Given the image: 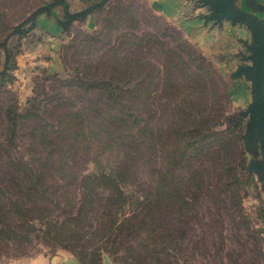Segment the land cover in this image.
Returning a JSON list of instances; mask_svg holds the SVG:
<instances>
[{"label":"rangeland","instance_id":"1","mask_svg":"<svg viewBox=\"0 0 264 264\" xmlns=\"http://www.w3.org/2000/svg\"><path fill=\"white\" fill-rule=\"evenodd\" d=\"M66 1L74 14L101 0ZM52 2L0 0V264H264L251 83L231 77L250 33L205 25L201 0L177 18L109 0L68 28L53 8L52 41L37 20L9 38ZM34 43L56 46L61 68L24 86Z\"/></svg>","mask_w":264,"mask_h":264},{"label":"water","instance_id":"2","mask_svg":"<svg viewBox=\"0 0 264 264\" xmlns=\"http://www.w3.org/2000/svg\"><path fill=\"white\" fill-rule=\"evenodd\" d=\"M109 0H101L93 4L89 8L72 14L70 5L66 0H54V2L38 8L31 16H29L22 24L15 26L9 38L25 31L24 24L32 22L36 25L37 17L40 13L47 11L52 13V9L62 5L67 19L60 21L64 28L75 20L81 18L86 19L92 11L104 7ZM203 6L208 7L209 13L201 15L205 25L210 21L213 27L223 25L229 22L232 25H243L252 32L251 41H243L246 46L247 53L241 52L242 60L232 73V79L244 78L251 83L252 100L241 114L249 117L246 132L243 134L245 148L250 153L256 151L261 152L260 158L251 159L248 163V171L254 174L261 181L262 190L264 191V18L258 13L264 12V5L258 0H243L247 9L238 6L240 0H201ZM7 38L4 41L6 46Z\"/></svg>","mask_w":264,"mask_h":264},{"label":"crops","instance_id":"3","mask_svg":"<svg viewBox=\"0 0 264 264\" xmlns=\"http://www.w3.org/2000/svg\"><path fill=\"white\" fill-rule=\"evenodd\" d=\"M155 8L162 12V13H167L169 17H176L178 14L183 12V9L186 8L191 4V0H152ZM72 4L75 8L79 9V6L82 4L79 0H73ZM44 16L39 15L37 18V25L39 27V30L42 31L46 36L48 37L49 41L54 40L60 33L55 29L56 25V18L54 15L51 13L49 14L47 11L44 12ZM177 18V17H176ZM205 24V22H204ZM213 27V25L211 26ZM217 27H224L225 24L223 25H218ZM245 27L243 25H232L229 23L228 28H226V31H229V33H233L237 37V33L239 32H245L247 31V34L250 33V37L244 39L243 37H240L241 41H251L252 40V32L246 27L247 30H245ZM37 29V28H36ZM30 35V32L29 34ZM233 37V36H232ZM48 41V40H47ZM230 43H233V39H230ZM50 44V43H49ZM35 48L30 49L28 53H26V58L25 56L21 57V62H20V71L24 72L23 76L26 77V80L23 82L24 86H29V81L32 79L37 73H40L41 71L46 70L47 68H51V70L60 69L61 68V63L59 61V57L56 52V46L52 44V46H47L45 51L41 53V48H37L38 45L34 43ZM40 55V56H39ZM36 59H32L35 58ZM39 68V69H37ZM36 70V71H35ZM37 72V73H36ZM251 93V92H250ZM251 100H252V95H251ZM250 100V102H251ZM249 102V103H250ZM18 264H73L72 260L70 257L67 256H62L59 257L57 256L56 258L52 259H47V260H42L38 262H29V261H24V262H19Z\"/></svg>","mask_w":264,"mask_h":264},{"label":"trees","instance_id":"4","mask_svg":"<svg viewBox=\"0 0 264 264\" xmlns=\"http://www.w3.org/2000/svg\"><path fill=\"white\" fill-rule=\"evenodd\" d=\"M23 32H21V33H18V34H22ZM7 39V38H6ZM3 45H4V42H3ZM0 46H1V44H0ZM5 46V45H4ZM7 46V45H6ZM6 73H4V74H0V80L4 77V75H5Z\"/></svg>","mask_w":264,"mask_h":264}]
</instances>
